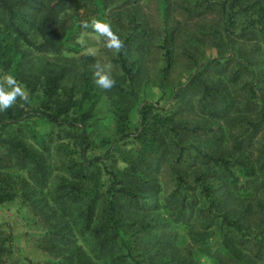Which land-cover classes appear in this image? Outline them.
Here are the masks:
<instances>
[{
  "label": "rangeland",
  "instance_id": "rangeland-1",
  "mask_svg": "<svg viewBox=\"0 0 264 264\" xmlns=\"http://www.w3.org/2000/svg\"><path fill=\"white\" fill-rule=\"evenodd\" d=\"M56 1L30 0L21 8L34 21L24 27L36 42L42 40L38 23ZM84 8L73 16L72 10L60 4L48 18L55 24L46 29V35L58 46L47 52L21 47L24 56L20 66L0 70L12 73L20 82L22 78L38 82L39 89L30 103L33 108L40 105L45 76H62L60 100L79 99L85 81L90 82V98L81 109L70 112L75 118L89 109L92 113L87 121L91 141L88 159L95 165L84 167L83 184L87 188L98 185L95 210L102 215L108 184L105 172L124 171V185L137 195L134 201L117 200L122 240L130 247L117 241L111 251L90 254L94 244L80 235L84 203L58 204L55 199L62 178H72V161H81L78 131L33 117L8 127L2 135L24 141L41 156L46 169L38 179L31 162L6 145L1 148L0 193H12L14 198L0 205V264H84L86 255L98 264H115L116 258L119 264H237L226 253L223 237L227 231L216 214L225 213L232 220L240 217L249 234L264 228V120L256 129L246 124V120L257 123L264 118L263 37L258 33L249 39L228 36L220 0H89ZM133 13L135 20L131 19ZM93 17L110 23L124 42L129 40L123 55L131 77L121 70L117 55L105 47L103 38L97 39L91 28L82 26ZM244 20L238 19L236 32ZM135 23L140 27L132 33ZM164 40L170 52L169 65ZM214 59L220 61L216 67L211 65ZM97 60L114 68L117 83L110 91L94 83L92 66ZM238 63L243 67L235 75ZM205 65L209 67L201 78L208 76L206 82L217 89L212 96V113L201 106L211 100H204L203 85L187 86ZM145 103L153 106L151 117L166 120L165 130L160 128L154 138L149 135L153 141L161 137L157 158L153 150L142 153L133 137L139 127V107ZM118 108L126 109L129 115L131 136L126 139L114 127ZM175 124L184 126L176 136L171 130ZM204 127H213L214 132H201ZM195 128L197 133L191 131ZM249 132L248 142L243 137ZM154 142L159 144V140ZM197 149L236 156L235 160L254 167L256 177L246 176L238 166L232 167L234 176H230L202 158ZM243 156H249L248 160L243 161ZM172 163L192 188L185 205ZM200 175H205L202 182L210 189L213 208L196 183ZM57 232L58 237L54 235ZM231 235L238 247L253 257V242Z\"/></svg>",
  "mask_w": 264,
  "mask_h": 264
},
{
  "label": "trees",
  "instance_id": "trees-1",
  "mask_svg": "<svg viewBox=\"0 0 264 264\" xmlns=\"http://www.w3.org/2000/svg\"><path fill=\"white\" fill-rule=\"evenodd\" d=\"M89 0H57L54 4L52 3L44 12L41 17L40 22L38 23L39 32L41 33L42 40L36 42L33 40L28 31L24 26H28L34 21L27 15V13L21 10L22 7L28 5L30 0H0V69L9 70L12 65L13 69H16L20 66V63L23 59V54L21 53V47L27 48V50H34L35 52H47L49 49H54L58 46V43L54 41L53 37L46 35V29L48 25H53L55 22H50L48 18H51V15L54 12V9L60 4L68 7L69 10H72V15H78L79 11L82 10L81 7L87 9ZM103 1V0H102ZM104 4V2H103ZM220 6L224 15V30L229 36L243 37L244 39H249L251 36L256 35L257 33L263 37L264 40V4L261 0H254L253 2L246 3L244 0H220ZM84 8V9H85ZM242 25L239 27V31L236 32V25L238 19H244ZM131 19L135 20V14ZM136 21H132L134 23ZM139 24L135 23V26L132 28V33L139 29ZM231 39V38H230ZM230 39H228L230 41ZM129 40H125V45L127 49ZM163 48L166 49V62L167 65L170 64V52L168 49L167 41L163 43ZM116 62L121 68V70L131 77L129 68L126 65L125 57L123 53L118 54ZM212 67L218 66L220 63L219 60L214 59L211 61ZM239 64V69L235 72V75L239 74L243 65ZM208 65L202 66L203 70L197 72L187 83L188 87H194L197 84L203 85V97L205 101L201 106L206 111L209 110V113L215 112L212 96L213 92H217L215 87L206 82L208 76H205L204 79L201 78V75L208 70ZM201 68V69H202ZM62 76L60 74L45 76L41 86V100L40 105L36 108L31 107L30 103L32 98L35 95V92L39 89V84L37 81H32L30 79L22 78V82L25 83L26 88L30 92V100L27 104L18 101L17 105L8 109L6 112L0 113V152L1 148L8 146V148L19 153L23 159L28 160L34 166L35 173L38 179H42L45 173V164L38 153L32 151L24 141L20 138L13 139H4L2 138L3 133H6L7 128L25 121L26 119L37 117L45 122L52 124L65 125L68 130L73 129L78 131L76 136L79 142V158L80 162L72 161L70 169V174L72 178L70 180L62 178L58 188L59 193L56 195L55 199L58 204H66L67 201H71L73 205H80L84 203L85 208L83 210L84 218L81 223L80 235L94 244L95 249L91 250L92 255H99L106 253L112 250L113 244L117 241L125 243L127 249H129V243L122 240V227L120 225V218H118V206L117 200L119 198L129 199L134 201L137 199V195L123 183V177L125 176L124 171L119 172L115 170H107L106 175L108 176L104 191V208L102 210V215H99L96 212L95 204H97L98 198V185L94 184L93 187L87 188L83 183L84 176L82 175L83 169L85 166L92 167L95 165L93 159H88V153L91 146L90 141V127L87 125V121L91 118L92 113L89 109L86 113H83L79 118L72 117L70 112L72 110L81 109L84 103L90 98L91 86L90 82L85 81L82 95L79 99L74 100L73 98H67L65 100L59 99V90H60V81ZM224 102L227 103V97L221 98ZM95 104V102H94ZM229 105V103H228ZM153 106L151 104H142L139 107V127L136 130V134L133 136L137 142L140 143L141 152H151L154 151V157H160L161 152L160 148V136H157L155 140H159V144H155V140H151V137H155L160 131V128L165 130V118H159L156 115L150 116ZM119 114L114 119V127L117 134L121 136L122 139L129 138L131 136L128 132L129 125V115L126 109L118 108ZM264 120L262 118L257 123H253L250 120H246L248 126H252L253 129H256L259 124ZM183 124H175L172 126L171 130L174 133V136L178 135L183 128ZM194 133L198 132V128L191 130ZM201 132L212 133L214 132L213 127L202 128ZM246 141L251 140V132H249L245 137ZM244 140H239V144ZM184 149L179 151L176 159L180 161L182 159ZM264 151V150H263ZM140 155L141 161H144L145 158L143 155ZM197 153L207 160V162L213 163L215 166L225 170L228 175L234 176V171L232 167L238 166L243 170V174L248 177H256L255 169L251 164L247 162H239L235 160L236 156L231 154L220 155L217 151H212L210 154L205 153L202 150L197 149ZM251 155V154H250ZM249 156H243L242 160H248ZM237 159H240L237 157ZM264 165V161H263ZM171 170L173 171L175 181L177 182V189L182 190L183 192V203L184 205L190 199L192 195V188L189 187L184 181L179 170L171 164ZM205 175H200L196 178V183H199L200 193L208 202L209 208L214 207V199L210 196V189L208 185L202 182ZM14 198L12 193H0V205L11 201ZM181 213V211H179ZM220 218V225L222 229L227 231L223 237V244L226 250V253L229 257L235 260L237 264H261L264 261V228H262L257 234H249L245 232L242 224L240 223V217L232 220L228 218L227 214H216ZM231 233L236 234L240 237V240H250L253 242L255 247V252L253 257H249L244 253L239 247L235 240L231 238ZM60 233H55V236H59ZM88 258V261L86 260ZM100 257V256H98ZM96 257V258H98ZM86 262L84 264H98L93 260L92 257L85 256ZM116 258L115 264H119ZM81 264V263H77ZM138 264V263H135Z\"/></svg>",
  "mask_w": 264,
  "mask_h": 264
},
{
  "label": "clouds",
  "instance_id": "clouds-1",
  "mask_svg": "<svg viewBox=\"0 0 264 264\" xmlns=\"http://www.w3.org/2000/svg\"><path fill=\"white\" fill-rule=\"evenodd\" d=\"M84 28H91L97 39L103 38L104 45L114 55L126 53V45L120 36L113 31L112 25L105 20L93 17L89 21H83ZM94 83L103 90L110 91L117 83L114 75V68L110 63H103L99 60L93 64ZM30 100V92L18 81L15 75L0 70V113L17 105V102L27 104Z\"/></svg>",
  "mask_w": 264,
  "mask_h": 264
}]
</instances>
